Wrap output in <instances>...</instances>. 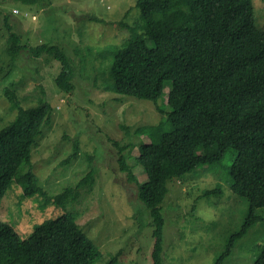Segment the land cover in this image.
Segmentation results:
<instances>
[{"label":"rangeland","instance_id":"374dc122","mask_svg":"<svg viewBox=\"0 0 264 264\" xmlns=\"http://www.w3.org/2000/svg\"><path fill=\"white\" fill-rule=\"evenodd\" d=\"M252 2L256 25L263 29L264 0ZM5 13H10L8 22L21 34L26 48L43 42L60 44L71 60L75 76L74 89L66 93L54 82L60 64L52 56L35 57L23 50L9 75L6 71L11 67L4 62L6 56H1L4 71L0 72V128L16 114L3 94L8 82L13 83L16 94L27 91L47 102L51 106V123L44 126L30 156L40 185L50 196L74 186L91 170L85 157L90 154L95 170L92 187L76 190V199L68 202L67 209L80 211L77 225L101 250L102 256L94 264H107L113 257L112 264H153L149 210L138 197L136 181L119 170L112 140L119 146L133 143L125 149L127 162L135 180L144 182L147 175L135 160L137 146L157 142L160 132L173 126L182 131L189 120L182 111L161 115L150 100L118 96L97 87V68H84L78 54V49H84L86 54L87 46L94 56L107 45L120 47L129 36L121 23L131 25L138 19L136 0H43L34 5L0 0V53L7 36ZM89 57L94 66L105 67L109 62L108 57ZM139 127L146 129L136 134ZM76 139L80 140L81 156L65 166L62 161L72 152V141ZM217 187L218 192L203 194ZM21 192L12 183L0 202V220L13 225L21 238L31 232L33 225L64 210L52 203L43 205V198L22 196ZM263 192L264 150L246 138L236 139L218 162L198 164L173 179L161 203L162 264H215L229 236L242 225L248 205ZM257 213L264 217V208ZM263 243L261 220L235 240L220 264H252Z\"/></svg>","mask_w":264,"mask_h":264},{"label":"trees","instance_id":"16d2710c","mask_svg":"<svg viewBox=\"0 0 264 264\" xmlns=\"http://www.w3.org/2000/svg\"><path fill=\"white\" fill-rule=\"evenodd\" d=\"M15 1L34 5L43 0ZM136 6L137 21L121 23L129 36L120 47L107 45L95 53L97 56L89 46L86 54L76 48L84 68H97V87L118 96L150 100L161 115L182 111L189 120L182 131L173 126L162 130L157 142L137 146L135 160L147 175L144 182L135 180L127 162L125 149L133 143L119 146L112 140L119 170L136 181L138 197L149 210L153 264H162L161 203L170 182L198 164L218 162L238 138H246L264 150V28L256 25L252 0H136ZM9 14L3 16L7 36L0 58L6 56L4 62L11 67L26 49L35 57L50 55L60 64L54 77L57 88L71 92L75 70L63 47L43 42L26 48L21 34L8 22ZM89 56L108 57L109 62L105 67L94 66ZM3 69L0 66V72ZM11 71L12 67L6 75ZM3 94L16 114L0 128V202L14 183L22 196L41 197L43 205L52 203L64 210L33 225L25 238L13 225L0 220V264H94L102 256L101 250L77 225L80 211L67 209L68 202L76 199V190L91 189L94 158L85 155L91 170L74 186L52 196L47 194L32 171L30 156L44 126H50L51 106L30 92L16 94L12 82L3 88ZM145 129L139 127L134 132L141 134ZM79 141H72V152L63 165L81 156ZM218 191L210 189L203 194ZM262 208L264 192L248 205L242 225L229 236L215 264L221 263L248 228L264 221L257 213ZM114 261L115 257L107 264ZM252 264H264V243Z\"/></svg>","mask_w":264,"mask_h":264},{"label":"built area","instance_id":"2783aa9c","mask_svg":"<svg viewBox=\"0 0 264 264\" xmlns=\"http://www.w3.org/2000/svg\"><path fill=\"white\" fill-rule=\"evenodd\" d=\"M16 11V10H15Z\"/></svg>","mask_w":264,"mask_h":264}]
</instances>
